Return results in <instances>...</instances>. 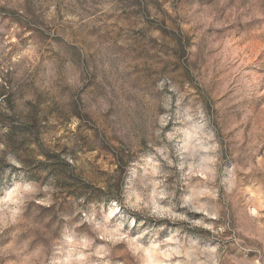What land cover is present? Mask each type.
I'll use <instances>...</instances> for the list:
<instances>
[{
    "label": "rangeland",
    "instance_id": "obj_1",
    "mask_svg": "<svg viewBox=\"0 0 264 264\" xmlns=\"http://www.w3.org/2000/svg\"><path fill=\"white\" fill-rule=\"evenodd\" d=\"M0 264H264V0H0Z\"/></svg>",
    "mask_w": 264,
    "mask_h": 264
},
{
    "label": "clouds",
    "instance_id": "obj_2",
    "mask_svg": "<svg viewBox=\"0 0 264 264\" xmlns=\"http://www.w3.org/2000/svg\"><path fill=\"white\" fill-rule=\"evenodd\" d=\"M185 150H187V146L185 147Z\"/></svg>",
    "mask_w": 264,
    "mask_h": 264
}]
</instances>
